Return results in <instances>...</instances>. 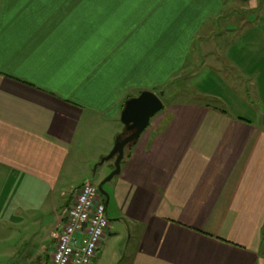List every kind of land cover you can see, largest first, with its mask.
Here are the masks:
<instances>
[{
    "label": "crops",
    "instance_id": "obj_1",
    "mask_svg": "<svg viewBox=\"0 0 264 264\" xmlns=\"http://www.w3.org/2000/svg\"><path fill=\"white\" fill-rule=\"evenodd\" d=\"M235 1L184 0L185 30L163 29L146 44L134 16L120 13L123 0H0V239L28 229L24 220L37 214L44 231L24 232L37 235L24 252L50 263L66 209L92 181V162L125 130V102L179 79L205 20ZM256 3L249 9L264 8ZM248 73L255 115L175 98L106 183L107 214L128 230L131 264H264V82L261 69ZM105 163L101 176L114 169V159ZM112 228L94 264L116 241L120 228Z\"/></svg>",
    "mask_w": 264,
    "mask_h": 264
},
{
    "label": "rangeland",
    "instance_id": "obj_2",
    "mask_svg": "<svg viewBox=\"0 0 264 264\" xmlns=\"http://www.w3.org/2000/svg\"><path fill=\"white\" fill-rule=\"evenodd\" d=\"M108 1L115 2L116 0ZM117 1L121 4L122 0ZM183 1L123 0V9H121L120 13L123 14L124 19L134 16L138 21L141 42L145 40L146 44L148 42L154 43L159 35L163 33V29L166 30L164 32L166 34H174V32L176 34V31L185 30V19L191 16H186L188 12L180 8V4ZM248 2L254 5L255 0H243V2L237 0L235 1L236 5H232L231 8L223 11L221 17L217 20H214L216 18L214 16L212 18L209 16L205 20V25L201 27V31L193 41V49L186 57L187 62L184 68L181 71H177V74L181 72L179 74L180 81L174 82L175 80H179L175 77L168 84L159 86L160 89L156 88L155 91L153 90L156 93L164 91L163 101L168 108L170 101H174L176 98L175 101L178 102L197 101L211 104L229 111L235 116L249 117L255 115L251 114L254 112V109L248 101V88L251 86L250 78L253 77L255 79V76H251L248 71L252 73L257 70L259 74L261 69L263 76L260 74L258 79L264 82V8L257 12L255 9H249L250 4H247ZM259 3H264V0H257L256 4L258 5ZM182 5L185 6L184 4ZM115 13L114 10H110L106 12V15L108 18H114ZM197 16L198 14H193V18ZM219 21L220 23L212 26V22L217 23ZM213 30H217L219 34L209 36ZM224 31L225 33L223 34ZM242 34L245 36L239 38ZM207 35L210 37L208 40L198 38L199 36L203 37ZM233 41L235 43H232ZM210 45L213 47L212 51L215 54L218 53L213 58L218 57V60H215L216 58L210 59L209 56L212 54V52L208 53V46ZM200 53L207 55L203 58V61L201 59L198 60ZM225 53L226 59L224 58ZM260 81L259 83H262ZM171 84L173 87L170 86ZM174 91L176 96H173ZM210 92H215L218 95L213 97ZM262 93L264 94V91ZM218 96L221 100L217 99ZM89 163L91 164V160L86 164ZM92 164L91 179L92 182L98 185L101 180L110 174L109 172L105 176H101L109 168V165L108 163L102 165L93 162ZM74 172L72 170V173ZM79 173L80 171L77 170V175ZM51 214H46L44 220L45 226L52 224L53 219H51ZM36 215H34V218L29 217L27 220H24L27 221V224L29 222L31 224L27 227L28 229L22 228L20 230V227H18L17 233L14 235L10 234V236L5 235L3 237L4 241L3 238L0 239V249H5L0 250V264H21V262L22 264H35L34 260H38L40 264L44 262L42 256L39 259L37 258L41 252L36 250L28 251L30 254L24 252V249L30 242H35L34 239L37 235L32 236L33 232L39 231L38 233L41 234L44 231L41 227L43 220L36 219ZM111 224L113 226L112 229H115L113 232L119 231L117 228H120V225L116 221H112ZM1 225L5 228V232L10 230V225H5L4 222H1ZM31 229L32 233L24 235L25 231L29 232ZM128 239L129 233L126 227L120 228V233L114 236L113 240H116L114 244L106 245V248L108 246V251L107 249L104 251L99 264H131ZM30 248L28 246V249ZM46 251L48 252V250Z\"/></svg>",
    "mask_w": 264,
    "mask_h": 264
},
{
    "label": "built area",
    "instance_id": "obj_3",
    "mask_svg": "<svg viewBox=\"0 0 264 264\" xmlns=\"http://www.w3.org/2000/svg\"><path fill=\"white\" fill-rule=\"evenodd\" d=\"M49 264H94L111 228L107 204L97 184L85 181L66 209Z\"/></svg>",
    "mask_w": 264,
    "mask_h": 264
},
{
    "label": "water",
    "instance_id": "obj_4",
    "mask_svg": "<svg viewBox=\"0 0 264 264\" xmlns=\"http://www.w3.org/2000/svg\"><path fill=\"white\" fill-rule=\"evenodd\" d=\"M164 94V91L156 93L152 90H144L138 96L131 97L125 102L121 116L125 130L122 135L117 137L109 154L104 156L98 163L104 164L106 161L114 159V169L98 184L101 194L106 197V204L109 201V193L105 189L106 183L120 173L126 152L131 149L142 133L149 127L152 118L164 110Z\"/></svg>",
    "mask_w": 264,
    "mask_h": 264
}]
</instances>
